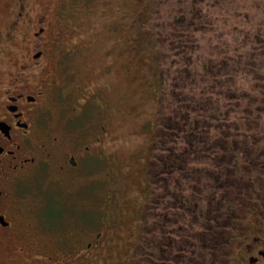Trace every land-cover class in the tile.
<instances>
[{"label":"flooded vegetation","instance_id":"1","mask_svg":"<svg viewBox=\"0 0 264 264\" xmlns=\"http://www.w3.org/2000/svg\"><path fill=\"white\" fill-rule=\"evenodd\" d=\"M171 3L143 5L131 47L151 49L158 86L146 80L154 120L142 125L130 205L122 193L134 178L109 149L115 100L98 67L77 60L83 18L65 24L48 2L0 0V264H264V19L251 25L233 0ZM192 86L193 105L177 106ZM172 127H193L198 145L181 149V172L168 154ZM100 191L93 210L87 195Z\"/></svg>","mask_w":264,"mask_h":264},{"label":"rangeland","instance_id":"2","mask_svg":"<svg viewBox=\"0 0 264 264\" xmlns=\"http://www.w3.org/2000/svg\"><path fill=\"white\" fill-rule=\"evenodd\" d=\"M36 1L48 2L52 12H56V17L58 14V20L61 22L63 20L65 24L70 22L74 15L83 18L84 23L78 26L75 31V36L81 38L84 45L79 51L80 56L77 60L82 61L84 58V61L98 67L95 71L96 77L105 84L106 96L115 100L112 114L114 116V141L109 145V149L114 157L121 162V167L134 178V183L126 185L122 193V198H128L131 205V199L134 201L133 196L140 193L142 175L136 166L137 162L143 158V148L149 139V132H146L142 125L145 120L153 122L156 104L155 93L152 95L150 91L147 92L146 80L147 83L153 84L155 89L158 86V80L151 76V72H155L156 69H148L151 60L149 46V51L147 47H143V51L140 53H133L131 50L134 38L138 37L136 24L140 22L141 16L146 11L143 5H149L150 0H107L105 4H101V0ZM174 1L167 0V3L171 5V2ZM233 1L238 5L236 7H241L249 14L251 25L264 19L261 18L264 14V0ZM160 4L161 8L158 13L163 18L167 9L162 1ZM86 8H89L92 13L83 17ZM99 14H104L105 19L97 18ZM138 17L139 19L136 21ZM94 31H97V40L95 43L89 44L87 41L91 40L90 36ZM218 33L220 34V32ZM141 39L145 40V37H141ZM141 39L137 43H142ZM158 47H161V42L158 43ZM202 47L206 48V44L202 43ZM106 48L111 49V53L107 57L103 56ZM107 61H111L113 64L108 72L101 71V65ZM194 92L197 91L193 86L188 88L183 98L189 100ZM173 104L175 105V102ZM150 127L149 124V129ZM138 150L141 151L138 153ZM102 193L101 191L90 192L85 204L88 202L89 208L93 210L100 208L103 204L104 195Z\"/></svg>","mask_w":264,"mask_h":264},{"label":"trees","instance_id":"3","mask_svg":"<svg viewBox=\"0 0 264 264\" xmlns=\"http://www.w3.org/2000/svg\"><path fill=\"white\" fill-rule=\"evenodd\" d=\"M193 102H194V99L190 98L188 100L186 98L181 97V98L177 99L176 105L177 106H181L183 104L193 105ZM179 115H181V117H179V116L176 117V115H173L174 116L173 121H175L176 123L188 122L191 119V118H188L190 116V113L185 114L187 117L182 116L183 114H179ZM193 130H194L193 127H181V128L180 127L179 128H173L172 127L171 129H169V131L172 133L170 138H169V139L172 140V144L169 146L168 154L171 157L170 158L171 165L175 166L176 168H173L172 166H169V165H165L164 167L169 166L170 169L173 168L174 171L179 169L180 172H181V171H183L185 169V164H190L189 161L188 162L187 161H183V158H180V156H182V157L188 156L187 154L185 155V152L183 153L181 149H183V148H194L193 150H195L196 147L198 146V145L196 146V145L192 144L191 140H188L187 133H188V131H193ZM181 137H185L186 138V142L188 143V145H184V143L182 142ZM176 141H178L179 143L180 142H182V143L181 144H176ZM209 148L210 147L208 146V149ZM194 152L195 151H193V153ZM175 162L178 163V165ZM164 164H165V162H164ZM191 164H192V162H191ZM159 165H160V163H159ZM164 167L162 165V168L160 169V173H161V171H164V169H163ZM190 184H193V181L190 182ZM188 186H189V183H187V187ZM175 190H178V188H176ZM180 190H182V189H180ZM199 226H200V229H201L202 232H205V231L210 232L211 231V230L204 229L203 228V223L200 224ZM186 228H188V224H187ZM217 235H218V238H219L220 237L219 234H217ZM201 250H203V252L209 250V242H207L204 237H202V239H201ZM203 255H205V254L203 253ZM202 264H205L204 257L202 259Z\"/></svg>","mask_w":264,"mask_h":264}]
</instances>
